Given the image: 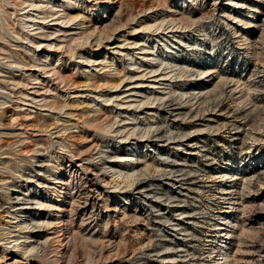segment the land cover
Segmentation results:
<instances>
[{
    "label": "rangeland",
    "instance_id": "1",
    "mask_svg": "<svg viewBox=\"0 0 264 264\" xmlns=\"http://www.w3.org/2000/svg\"><path fill=\"white\" fill-rule=\"evenodd\" d=\"M0 264H264V0H0Z\"/></svg>",
    "mask_w": 264,
    "mask_h": 264
},
{
    "label": "bare ground",
    "instance_id": "2",
    "mask_svg": "<svg viewBox=\"0 0 264 264\" xmlns=\"http://www.w3.org/2000/svg\"><path fill=\"white\" fill-rule=\"evenodd\" d=\"M134 133V132H133ZM148 136V135H147ZM121 175V174H120ZM136 181V180H135ZM135 185V184H134ZM139 185V184H138ZM28 228V227H27ZM13 248V247H12ZM14 248H15V246H14Z\"/></svg>",
    "mask_w": 264,
    "mask_h": 264
}]
</instances>
